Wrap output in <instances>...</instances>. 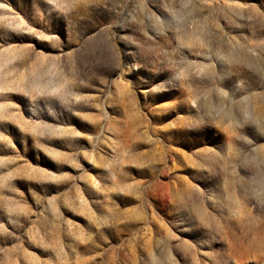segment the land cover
<instances>
[{"label": "rangeland", "instance_id": "374dc122", "mask_svg": "<svg viewBox=\"0 0 264 264\" xmlns=\"http://www.w3.org/2000/svg\"><path fill=\"white\" fill-rule=\"evenodd\" d=\"M0 264H264V0H0Z\"/></svg>", "mask_w": 264, "mask_h": 264}]
</instances>
